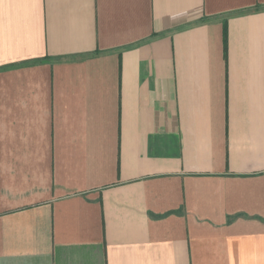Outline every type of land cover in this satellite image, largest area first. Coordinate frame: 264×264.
<instances>
[{"label": "crops", "instance_id": "0c3cea01", "mask_svg": "<svg viewBox=\"0 0 264 264\" xmlns=\"http://www.w3.org/2000/svg\"><path fill=\"white\" fill-rule=\"evenodd\" d=\"M0 264H264V0H0Z\"/></svg>", "mask_w": 264, "mask_h": 264}]
</instances>
